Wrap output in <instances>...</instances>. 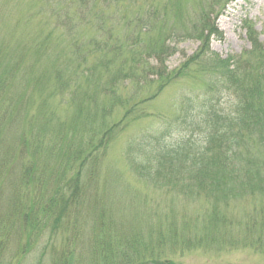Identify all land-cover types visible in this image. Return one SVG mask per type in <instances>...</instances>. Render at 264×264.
<instances>
[{
  "label": "trees",
  "instance_id": "trees-1",
  "mask_svg": "<svg viewBox=\"0 0 264 264\" xmlns=\"http://www.w3.org/2000/svg\"><path fill=\"white\" fill-rule=\"evenodd\" d=\"M43 1L49 6L44 22L52 24L51 30L58 26L65 29L77 58L69 76L56 73L51 92H68L65 104L73 108L72 124L68 135L61 132L54 146L51 142L46 145L44 135L51 127L52 115L39 113V126L33 120L27 123L29 135L12 131L10 147L9 131L4 129L19 122L25 102L19 96L6 99L9 102L0 111V264H23L26 252L40 241H45L53 264H175L171 256L177 250L168 251L167 247H175L182 235L171 230L164 233L158 225L155 230L146 229L145 236L140 228L124 224V210L131 203L104 201L102 193L98 201L88 190L99 154H104L119 129L146 116V102L187 74L192 64L204 69L207 63H202V58L207 61L212 56L220 63L219 71L216 79L207 83L206 92L185 96L180 117L166 119L153 133L130 141L126 161L139 179L185 198L228 200L244 192L262 191L264 45L258 33L251 23L246 24L251 51L220 59L209 50L211 37H220L213 11L220 0L206 3L185 23L180 17L181 0ZM119 25L125 28L123 34L116 29ZM87 27L93 36L82 35L81 30ZM51 30L43 35L48 40L54 33ZM183 38H194L199 47L179 68L169 70L167 60ZM216 84L233 94L235 100L228 106L214 89ZM93 89L107 94L111 105L99 107ZM89 105L94 117L100 114L97 118L103 119L99 133L92 128L93 114L85 111ZM116 106L122 108V115L105 123ZM27 154L31 159L26 166L17 167ZM73 168L76 171L71 174ZM85 173L88 177L81 183ZM169 221V225L178 226ZM60 231L68 234L58 249L53 241ZM249 235L241 240L264 249V231ZM82 237L87 252L78 247Z\"/></svg>",
  "mask_w": 264,
  "mask_h": 264
},
{
  "label": "rangeland",
  "instance_id": "rangeland-1",
  "mask_svg": "<svg viewBox=\"0 0 264 264\" xmlns=\"http://www.w3.org/2000/svg\"><path fill=\"white\" fill-rule=\"evenodd\" d=\"M181 1L180 17L183 23L191 13L206 3L211 2L212 5L215 2ZM47 11L49 6L43 0H0V111L2 112L6 103L8 104V97L15 99L19 96L25 102L21 111H24V114L19 122L11 129H4L5 132L9 131L7 144L10 147L13 144L12 131L16 134L26 131L29 135L27 123L33 120L32 123L39 126V113L52 115L51 127H48L44 135L46 145L51 142V146H54L61 132L68 135L71 130L69 125L72 124L73 108L65 104L68 101V92H58L55 95H51V92L56 86V73L62 71L65 77L69 76L76 67L77 58L69 45L65 29L58 26L51 30L52 24L44 22ZM213 11L214 15H218L216 29L221 38L211 37V55L214 53L220 59H225L251 51V44L242 27L244 19L254 23L259 41L264 44V0H220L213 6ZM116 29L122 34L125 32V28L120 25ZM47 30L54 31L49 40L43 36ZM81 32L84 37L93 36V30L89 27ZM198 47L199 41L194 38L178 41L175 53L167 60L168 69L174 71L179 68ZM212 58L209 56L207 61L202 58L205 60L202 63H207L204 69L199 64H192L187 74L169 83L156 98L144 104L146 116L129 122L113 135L104 154H99L101 159L95 167L98 169L96 174L93 173L95 175L90 180L88 190L94 192L98 201L102 193L104 201L106 198L108 201H121V205L126 206L131 203L132 205L124 210V213H127L123 219L124 224L140 228L145 236L146 229L155 230L158 225L162 226L164 233L171 230L182 235L183 240L175 247H167L168 251L177 250V254L171 256L175 264H264V249L254 248L250 242L241 240L250 236L249 232L255 234L259 230L264 231V184L262 191L253 194L244 192V195L228 200L204 196L185 198L168 189L155 188L139 179L131 171L125 158V149L130 141L137 139L140 134L153 133L154 129L163 126L166 119L181 116V101L185 96L197 97L206 92L207 83L215 80L219 71L217 67L220 63ZM88 63H92V60L89 59ZM79 84H84L83 79L79 80ZM213 87L220 91L221 100L228 101L227 106L235 100L233 94L221 84ZM94 92L99 107L111 105L107 94L98 89ZM85 111L94 117L92 105ZM121 115L122 108L116 106L111 115L106 116L105 123H111ZM99 116L100 114L94 117L92 123V128L96 129L97 133L103 125V119L97 118ZM30 150L31 147L27 153ZM30 159L29 154L25 155L23 160L17 162V167H25ZM75 171L76 168H73L70 173ZM86 177V173L81 175L80 182L83 183ZM92 201L96 200L93 198ZM169 220H173L178 226L169 225L172 222ZM67 234L65 231L58 233V238L53 241L56 248L63 247ZM82 240L77 242L78 247L87 252V244L82 245L85 237H82ZM43 242L33 244L28 253L26 252L23 264H36L37 261L41 264H53L50 250L44 247Z\"/></svg>",
  "mask_w": 264,
  "mask_h": 264
}]
</instances>
